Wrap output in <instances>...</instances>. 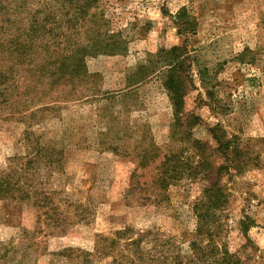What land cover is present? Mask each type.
Returning <instances> with one entry per match:
<instances>
[{
  "label": "rangeland",
  "instance_id": "rangeland-1",
  "mask_svg": "<svg viewBox=\"0 0 264 264\" xmlns=\"http://www.w3.org/2000/svg\"><path fill=\"white\" fill-rule=\"evenodd\" d=\"M66 12L58 0H11L0 24L8 43L28 41L34 19L55 24L48 51L0 50V172L23 189L0 199V264H87L86 253L111 264L96 246L112 253L124 230L119 256L134 254V232L147 234L135 264H215L224 251L235 264H264V0H98L70 41ZM91 36L107 47L85 54L83 76H62L66 49ZM183 46L190 87L171 139L164 55ZM211 129L237 154L217 152ZM152 145L160 158L144 166ZM171 152L192 170L157 190ZM221 165L229 170L218 177ZM213 182L227 201L210 243L197 235L195 207Z\"/></svg>",
  "mask_w": 264,
  "mask_h": 264
},
{
  "label": "trees",
  "instance_id": "trees-1",
  "mask_svg": "<svg viewBox=\"0 0 264 264\" xmlns=\"http://www.w3.org/2000/svg\"><path fill=\"white\" fill-rule=\"evenodd\" d=\"M58 2H61L64 6V8L67 10L65 13V17H69L66 19L65 24L67 25V29L70 31L68 35H65L64 38L66 41H70V37L72 36H78L75 28L76 25L79 22H90L92 23V19L94 16L91 14V9L96 8L98 5V0H58ZM11 0H0V24L3 23H9V10H10ZM98 9V7H97ZM68 11L73 12V15H68ZM52 25H55L53 22H50V19H47L46 17L43 18L41 21L39 20H33L31 24V33L30 38L28 41H22L23 43L19 42L17 39L12 40L10 43L4 42L0 40V50L2 51H8V48H14L18 55H24L27 52H32V49L35 45H40L41 49L44 51H48L50 42L47 41V36L49 34H52L54 32ZM0 25V32H3L7 29V26ZM57 27V26H56ZM58 29V27L56 28ZM59 30V29H58ZM92 30V29H91ZM183 29L182 26H180V33H182ZM87 45H80L77 44V47L73 49H66V59L64 60V63L60 62V65H58V69H61L62 76H70L71 78H77L81 77L86 73L85 67H84V56L85 54L93 53L96 54L97 52H101L104 48L102 46V42L98 41V39L94 38L93 36L89 37L87 39ZM53 45V49L55 50V45ZM114 48H117L118 45L116 43L113 45ZM92 47V49H91ZM60 48V44L57 45V50ZM185 50V47H174L169 52H167L164 55V62L165 66L167 68V73L164 76V88L166 89L169 99L173 106V124L171 131L173 132L171 134V139L176 137V131L175 128L178 124H180L182 115H183V108H184V98L187 95L188 89L190 87V77L185 76V70H184V63L185 59L182 56L183 51ZM57 52H53L51 54H54ZM83 53V54H82ZM82 54V56H79ZM45 67V66H44ZM40 68H43V65L41 64ZM142 69L146 70V67H142ZM40 72V71H39ZM5 76V75H4ZM188 79V83H187ZM187 118V117H185ZM175 125V126H174ZM212 134V138L216 141V148L215 150L222 154L223 156L228 157V153L232 151L230 154L233 156L236 153V150L230 149V144L224 141L221 136H218L216 132L217 130L211 129L209 130ZM225 135V134H222ZM224 137V136H223ZM180 141H186V139H181ZM194 147L199 148L198 150H205V147L201 144L199 141H194ZM151 150H153L152 154L143 153V155L140 158V162L143 163L144 166H147L149 164L154 163L158 158H160L158 153H155L153 145L151 147ZM61 153V151H60ZM149 153V152H148ZM49 155H51L49 153ZM38 156L39 158L42 157L40 150H38ZM179 156L176 155V153L171 152L170 154H167L163 157V161L160 162L159 165V175L156 179V185L157 190H164L165 188H169L171 181L175 180L177 175H183L187 173L188 169L192 170V168H189V165L186 163V161L181 163V166L178 167L176 164V159ZM52 157L47 156V159L49 160ZM234 162V160L229 159V163ZM53 164V163H52ZM28 165H34V160H31L28 162ZM211 167V169H210ZM213 169V164H211L208 160L206 161V158L203 163V172L204 177L208 176L209 174H206L209 170L211 171ZM229 166L224 165L220 166L216 170V175L219 177V175L223 171H228ZM193 174H197L196 171H192ZM202 172V171H201ZM20 179L15 180V176H13L12 173L9 172H0V199H7V198H13L15 197L16 193L22 191L23 189L20 186ZM29 188H33L32 186H28ZM32 190V189H30ZM29 190V191H30ZM36 194V192H35ZM33 195V194H32ZM20 197L28 196L27 193H23L22 195L19 194ZM205 198L204 200H201L199 203H202L200 206L197 205V221H198V228H197V235H202L203 233H207L208 240L211 243L213 241V237L217 236L215 233V230H217L219 227L217 226L216 222V216L218 212H222L225 210L226 201L225 195L223 194V188L219 185V182H213L209 185V187L205 190ZM252 226V225H251ZM213 228L214 231L212 230ZM131 230V229H129ZM126 230L122 232H117L115 239H112L108 242L107 248L112 247L111 251L112 253L116 255H112V253L107 252L103 246H96L97 254H104L107 258L113 257L111 264H122V260L128 259L129 264H135V261H139L138 256L140 254H144V244L146 242L147 234L144 232H134V235H136V238L134 236H131L127 239L126 245H128L129 249H133L134 254H128L126 256L122 255L119 256L117 249L121 246L123 238H125V232ZM131 234H133V230H131ZM150 235V233H148ZM213 243V242H212ZM107 245V244H106ZM143 245V246H142ZM65 252H68L65 251ZM62 254V253H61ZM66 253L63 252V255ZM87 254V264L90 262L92 264V260H89V258H94V254ZM86 260V259H85ZM236 260L233 255H229V253H226L225 251L221 253V256L219 259H217L215 264H235Z\"/></svg>",
  "mask_w": 264,
  "mask_h": 264
}]
</instances>
